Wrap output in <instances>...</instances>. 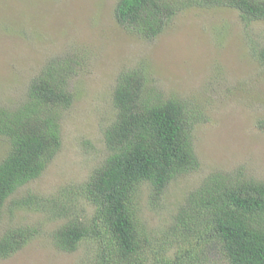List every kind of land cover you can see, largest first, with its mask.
<instances>
[{"label":"rangeland","instance_id":"1","mask_svg":"<svg viewBox=\"0 0 264 264\" xmlns=\"http://www.w3.org/2000/svg\"><path fill=\"white\" fill-rule=\"evenodd\" d=\"M114 1L0 0V103L22 101L49 58L48 70L59 78L65 66L82 62L70 87L72 103L63 112L60 149L0 212V235L16 228L34 230V235L1 257L0 264L87 262V243L69 251L55 244L53 230L72 217L53 213L66 202L79 210L71 198L76 184L106 156L103 130L115 119L112 96L123 69L148 73L166 96L180 99L195 115L192 136L199 165L173 179L156 206L147 193L143 196L139 216L150 230L171 225L185 193L214 171L264 181V71L253 59L256 45H264L258 36L264 21L247 23L236 9L187 0L159 37L147 39L118 23ZM252 36L260 40L249 41ZM5 140L0 137V160L8 150ZM27 195L29 203L14 207V200ZM182 243L170 247L168 256L184 252L188 247ZM200 264L228 260L212 253Z\"/></svg>","mask_w":264,"mask_h":264},{"label":"trees","instance_id":"2","mask_svg":"<svg viewBox=\"0 0 264 264\" xmlns=\"http://www.w3.org/2000/svg\"><path fill=\"white\" fill-rule=\"evenodd\" d=\"M186 1L115 0L114 17L135 36L153 39L173 23ZM201 1L236 9L247 23L264 21V0ZM256 46L253 59L264 71V45ZM49 62L22 101L14 106L0 103V137L8 144L0 160V212L10 196L42 174L62 145L63 112L72 103L70 87L82 62L65 66L61 78L48 70ZM112 98L116 115L103 130L106 156L76 184L71 198L79 210L66 202L54 211L72 217L53 230L55 244L69 251L87 243L90 256L85 264H200L212 253H220L228 264H264L262 180L214 171L185 193L171 225L149 229L139 216L143 196L147 193L156 206L173 179L199 165L192 136L195 115L136 68L118 74ZM30 201L27 195L13 205ZM33 235L34 230L23 228L4 232L0 258ZM181 242L188 248L169 257L167 250Z\"/></svg>","mask_w":264,"mask_h":264}]
</instances>
